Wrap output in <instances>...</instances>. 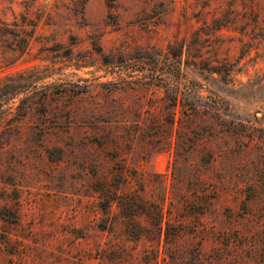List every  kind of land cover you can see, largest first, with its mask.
<instances>
[{"label":"rangeland","instance_id":"1","mask_svg":"<svg viewBox=\"0 0 264 264\" xmlns=\"http://www.w3.org/2000/svg\"><path fill=\"white\" fill-rule=\"evenodd\" d=\"M22 14L35 34L24 54L0 41V77L28 70L48 97L0 117V264H264V0H0V26ZM155 55L180 83L174 122ZM204 100L242 125L220 132L189 109ZM122 193L148 235L107 206Z\"/></svg>","mask_w":264,"mask_h":264},{"label":"trees","instance_id":"2","mask_svg":"<svg viewBox=\"0 0 264 264\" xmlns=\"http://www.w3.org/2000/svg\"><path fill=\"white\" fill-rule=\"evenodd\" d=\"M203 6H209L210 0H202ZM234 12L233 8H230L228 12L224 15L223 18L221 17H215L213 19L214 28H220L218 26L221 20L228 22H236V17H230V14ZM259 13L251 11L250 16L252 20L256 21L255 19L258 18ZM13 25L17 26V29L11 30L7 27V23L2 21L0 26V41L3 42L10 50L12 51H19L20 54H24L28 52L30 42L32 37L35 34V28L36 23L30 19L27 15L22 14L20 16V21H13ZM221 25V24H220ZM255 29V28H253ZM174 45L170 44L168 45V54L169 56H177L178 52L173 49ZM152 68L151 69V75L150 79H152V83L155 82V78H159V82L163 84L169 91H174V94H172L169 97V103L168 107H170L168 111V115L170 116L169 121L174 122V114H175V108L178 102V92H179V86L180 83L175 81L172 76L174 75L173 71L175 68L172 67L174 65L171 64L169 61V57H166L163 61L159 59L156 55L150 56ZM172 65V66H170ZM176 70H178L179 73V67H176ZM209 70H213L219 74H222V77L224 79H227V76L231 74V69L228 68L226 65H222V67H209ZM30 71H35L36 68L30 69ZM38 71V70H37ZM25 74H28V70H24L21 73L14 74H6L3 78L0 77V117L3 115L12 114V105H9V103L17 97L21 93L26 92H32L33 97L29 101H25L24 98L20 99V102L14 107V113L15 116L13 118L11 117L10 120L13 119H20L21 117H24L27 113L35 109L36 111L41 112L43 110V106L45 101L47 100L48 94L46 92H37L36 89L39 88L37 86V80L32 78V74H30L31 79H23V76ZM159 76V77H158ZM197 100H201L202 96L197 95V93H194ZM200 102V101H199ZM201 106V107H199ZM191 110H195L196 112H201L204 115L212 112L214 116L217 117V124L219 125L220 132H225L229 134H233V128L237 125H242L239 122H234L231 120H227L222 116L221 106L219 105L218 101H211L208 102L207 100H204L201 105L193 104L189 107ZM264 115V114H263ZM246 130V129H243ZM237 133V132H236ZM245 136H248L250 138V135H244L240 133V139L242 140ZM250 141L253 140V138L249 139ZM108 198L106 199L107 206L108 204L112 203L113 201H116L119 206L123 210L126 211V217L128 218L127 221V229L136 237V238H142V236L148 235V229L145 228V226L135 222L133 220V216L137 214L136 208L138 206L137 203H135V199L132 196H129L126 193L122 194H116V196L111 197L107 195ZM143 206V205H142ZM138 212L148 214V211L144 210V207H141ZM161 216L162 212L160 208L156 206L154 219L156 220L155 225L159 232L162 231V225L161 222ZM129 222V224H128ZM168 227L169 224H166L165 228V235L166 237L169 236L168 233ZM233 245H238V243H235ZM200 252L197 251V256ZM148 258H153V255ZM149 259H146L145 263L149 264ZM215 262H223L222 259H217ZM154 263H157V260H154ZM121 264V263H120ZM151 264V263H150ZM198 264H212L211 260H208L207 262H200Z\"/></svg>","mask_w":264,"mask_h":264}]
</instances>
